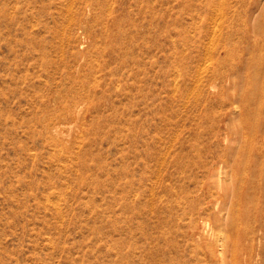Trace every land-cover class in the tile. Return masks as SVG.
<instances>
[{
    "label": "rangeland",
    "instance_id": "1",
    "mask_svg": "<svg viewBox=\"0 0 264 264\" xmlns=\"http://www.w3.org/2000/svg\"><path fill=\"white\" fill-rule=\"evenodd\" d=\"M0 264H264V0H0Z\"/></svg>",
    "mask_w": 264,
    "mask_h": 264
},
{
    "label": "bare ground",
    "instance_id": "2",
    "mask_svg": "<svg viewBox=\"0 0 264 264\" xmlns=\"http://www.w3.org/2000/svg\"><path fill=\"white\" fill-rule=\"evenodd\" d=\"M251 97L248 96V95L246 97L244 96V100L248 101L249 99H251ZM245 123L249 124L251 128H254V125L252 123H250V119H248ZM239 153L240 154L238 156H236L237 159L235 160L236 161L235 167H237L235 185H238L239 186V190H240V188L242 187V182H243V177H241V174H245L246 176H248L252 172L251 171V168H252L251 166L253 165L252 164L253 163V159H252L251 151L247 147L242 148V150L240 149ZM254 165L256 166V164H254ZM231 188L227 187V191L231 190ZM240 194H239V197H241ZM228 227H232V228H230V230L232 231L231 233H233V232L236 231L235 227H237V226L235 225V223H232Z\"/></svg>",
    "mask_w": 264,
    "mask_h": 264
}]
</instances>
